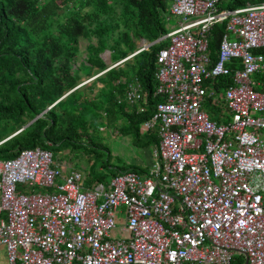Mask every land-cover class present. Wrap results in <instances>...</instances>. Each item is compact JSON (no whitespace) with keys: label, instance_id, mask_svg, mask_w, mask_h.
<instances>
[{"label":"built area","instance_id":"built-area-1","mask_svg":"<svg viewBox=\"0 0 264 264\" xmlns=\"http://www.w3.org/2000/svg\"><path fill=\"white\" fill-rule=\"evenodd\" d=\"M220 1L169 2L176 24L159 37V100L139 124L157 137L145 171L84 186L49 149L0 160L8 264H264V2ZM216 22L224 28L211 60ZM143 96L136 81L126 84L127 104Z\"/></svg>","mask_w":264,"mask_h":264},{"label":"trees","instance_id":"trees-1","mask_svg":"<svg viewBox=\"0 0 264 264\" xmlns=\"http://www.w3.org/2000/svg\"><path fill=\"white\" fill-rule=\"evenodd\" d=\"M38 1L0 0V160L13 157L23 148L38 146L56 153L79 143L73 139V133L76 128L84 129L87 121L97 124L98 109L107 120L117 114L125 119L133 146H155V134H141L139 124L151 115L159 100L153 96L154 61L165 41L135 52L134 40L151 42L168 30L161 21V13L170 0H86L93 2L94 9L90 13H67L64 21L55 22L52 34V19L48 18L56 14V0H44L39 5ZM261 2L264 0H222L218 7L232 9ZM223 28L222 22H216L208 31L211 60ZM90 36L95 42H87L85 61L74 67L78 38ZM105 47L111 62L133 54L122 61L121 67L117 64L107 68L99 56ZM92 65L104 70L98 76L103 85L96 97L86 98L80 86H74L78 71L88 74ZM133 79L144 96L129 106L123 98L125 82ZM116 80L121 85L117 86ZM223 83H230L229 76L215 77L212 87L217 90ZM47 105L50 106L45 109ZM203 108L210 119L220 121L219 110L210 105L209 99ZM125 171L140 172L142 168H116L111 176Z\"/></svg>","mask_w":264,"mask_h":264},{"label":"rangeland","instance_id":"rangeland-1","mask_svg":"<svg viewBox=\"0 0 264 264\" xmlns=\"http://www.w3.org/2000/svg\"><path fill=\"white\" fill-rule=\"evenodd\" d=\"M43 1L39 0L37 4L39 5ZM56 3L58 5L56 14L48 18L52 19V25L49 28L51 34L55 31V22L61 23L64 21L67 13L71 11L90 13L94 9L93 2H87L86 0H56ZM168 7L169 1L166 2L165 12L161 13V21L165 28L170 29L175 26L176 18L168 13ZM88 41L95 42L92 36L89 38H78L74 67L78 66L82 61H85L87 56L85 47ZM134 43L135 51H137L149 42L140 38L135 39ZM132 54L128 53L122 59L111 62L109 51L106 47L99 52V56L107 68L115 66L118 63L116 67H121L123 64L122 61L128 59ZM82 70L85 71L84 68ZM103 71L97 68L96 65L90 67L88 74L78 71L79 78L74 88L80 86L79 90H82L86 98L96 97L98 89L103 85L102 81L98 79V76ZM115 84L117 86L121 85V81L116 80ZM49 106L47 105L45 109L49 108ZM127 108L129 109L131 107ZM98 110L99 117L96 118L97 124L93 125L87 121L88 124H84V129L76 128V131L73 133V139L79 143H73L71 146L63 147L56 151V153L52 151L53 158H56L61 167L66 168L68 166L82 174V180L85 186L89 184L93 185L96 182H108L111 173L116 168L123 169L131 165L139 167L147 166L146 164L152 161L154 155L153 145L152 148L132 145L131 136L126 130V121L122 116L117 114L107 120L104 118V112Z\"/></svg>","mask_w":264,"mask_h":264},{"label":"crops","instance_id":"crops-1","mask_svg":"<svg viewBox=\"0 0 264 264\" xmlns=\"http://www.w3.org/2000/svg\"><path fill=\"white\" fill-rule=\"evenodd\" d=\"M246 4H248V3H246ZM216 50V49H215ZM214 54H215V52H214ZM121 63V62H120ZM119 64V63H118ZM113 67V66H112ZM121 81H123V79H120ZM130 81H135L134 79L133 80H130ZM130 81H127V82H125V85L128 83V82H130ZM124 83V82H123ZM126 89V88H125ZM123 98H124V96H123ZM125 101V100H124ZM137 103V102H136ZM136 103H132V104H127V105H129V106H131V105H134V104H136ZM139 132L141 133V134H144V133H147V132H142V131H140V129H139ZM157 145V144H156ZM156 145L154 146V150H155V148H156ZM146 147H148V148H152V145H149V146H146ZM150 163H151V161H150ZM149 163V164H150ZM149 164H146L147 166H143V167H141L142 168V171H145L147 168H148V166H149ZM63 168V170H66V169H73V168H70V167H62ZM76 170V169H75ZM142 171H140V172H142ZM90 185V184H89ZM85 186V185H84ZM0 264H8V262H7V259H6V253H5V250H4V248L2 247V246H0Z\"/></svg>","mask_w":264,"mask_h":264},{"label":"water","instance_id":"water-1","mask_svg":"<svg viewBox=\"0 0 264 264\" xmlns=\"http://www.w3.org/2000/svg\"><path fill=\"white\" fill-rule=\"evenodd\" d=\"M158 40H159V38H156L155 40H153V41H151V42L145 44V48H146L147 46H149L150 44H152V43H154V42H157ZM134 53H135V52H134ZM130 56H131V55H130ZM42 112H43V111H42ZM40 114H41V113H39L38 115H40ZM35 118H36V117H34L33 119H35ZM33 119H32V120H33ZM32 120H30V121H32ZM30 121H29V122H30ZM29 122H28V123H29ZM28 123H27V124H28ZM27 124H25V125H27ZM25 125H24V126H25ZM24 126H23V127H24ZM20 129H21V128H20ZM20 129H19V130H20ZM19 130H18V131H19ZM15 133H16V132H15Z\"/></svg>","mask_w":264,"mask_h":264}]
</instances>
